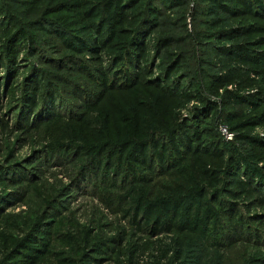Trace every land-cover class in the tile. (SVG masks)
Wrapping results in <instances>:
<instances>
[{
  "label": "rangeland",
  "instance_id": "374dc122",
  "mask_svg": "<svg viewBox=\"0 0 264 264\" xmlns=\"http://www.w3.org/2000/svg\"><path fill=\"white\" fill-rule=\"evenodd\" d=\"M63 1L0 0V264H264V66L228 58L264 53V0H143L108 37ZM173 133L183 164L131 157ZM194 167L202 204L177 187ZM137 175L182 205L168 228Z\"/></svg>",
  "mask_w": 264,
  "mask_h": 264
},
{
  "label": "trees",
  "instance_id": "16d2710c",
  "mask_svg": "<svg viewBox=\"0 0 264 264\" xmlns=\"http://www.w3.org/2000/svg\"><path fill=\"white\" fill-rule=\"evenodd\" d=\"M168 0H164V2ZM206 1V0H204ZM208 1V0H207ZM245 1V0H240ZM76 3L77 5H81L85 8L86 16L91 20V23L97 24V26L101 30V35L108 37L110 34L111 22L117 21L120 24L126 23L130 18L131 14H133L134 18H138L143 11H140V8L143 6V0L126 2V0H66L63 3ZM215 4L210 5V11L216 12V8L221 7V2L219 0H212ZM246 3V2H245ZM226 7H229L226 5ZM130 10V13L125 12V10ZM246 9L248 11L249 7L246 4ZM219 20H215L214 23L218 24ZM89 27H85L84 29H88ZM102 40V39H101ZM82 45H85L83 43ZM222 52L227 53L228 50L225 47H222ZM142 54V53H141ZM235 57H228L231 60H239L242 62H251L256 68L264 66V53H259V55L253 56L246 52V54L241 53H232ZM128 59V58H127ZM104 76L102 78L101 84L105 85L107 83V75L103 73ZM234 98V97H230ZM234 102L239 103V99H234ZM155 125H153V121L149 122L147 126V132H154L153 129ZM153 129V130H152ZM154 135V134H153ZM152 136V135H151ZM195 137V136H193ZM192 137V138H193ZM170 140L168 143L165 141H150L148 145H142L136 148L137 151L140 152L141 156L135 157L136 155L131 154V157L140 161L144 165H152V160L157 161L160 166H165L167 163H172L175 166H179L183 164L187 159V154H189L192 146V143L189 142L188 134L184 133L180 137H176L175 133L169 136ZM202 145V144H201ZM150 146L153 147L149 148ZM182 146V147H181ZM186 147V149H183ZM172 151H171V150ZM216 152H219V147L215 148ZM221 152V151H220ZM120 157V156H119ZM139 158V159H138ZM175 163V164H174ZM120 167V164H118ZM152 168V166H151ZM192 172H189L185 175L179 182L177 183L178 191L180 196L189 195L190 198L195 199L198 203L202 204V199H197V197L203 198V183L208 181L209 179H215L216 175H214L211 169H205L199 171L196 167L192 169ZM198 170V171H197ZM187 173V170L184 171ZM133 180L130 182L133 184L131 188V193H133L132 203L135 206H138L139 211H143L145 220L147 222L154 220V217L158 215V218L155 217V223L153 224L158 228L160 224L164 228H168L170 226L171 220L163 221L161 219V211L168 216L171 215V219L176 217L179 214V208L182 206L178 202L173 200H162L155 203L148 202L144 199V196L140 195L138 189L135 187L136 182H140L139 175L132 176ZM128 182V181H127ZM135 183V184H134ZM213 183V182H211ZM107 185H117L116 182L107 183ZM249 185L247 181H242L240 179H233L231 186H235L241 190H246V187ZM248 189V188H247ZM234 195V192H230ZM162 208V210L160 209ZM206 215L212 217L214 214V210L212 207L205 209ZM157 218V219H156ZM134 221L137 224H140L137 221V218L134 217ZM158 221V223H157ZM140 226V225H139ZM160 229V228H159Z\"/></svg>",
  "mask_w": 264,
  "mask_h": 264
},
{
  "label": "built area",
  "instance_id": "2783aa9c",
  "mask_svg": "<svg viewBox=\"0 0 264 264\" xmlns=\"http://www.w3.org/2000/svg\"><path fill=\"white\" fill-rule=\"evenodd\" d=\"M225 131H226V134H228L227 130H225Z\"/></svg>",
  "mask_w": 264,
  "mask_h": 264
}]
</instances>
